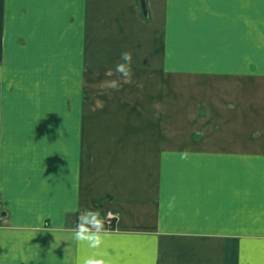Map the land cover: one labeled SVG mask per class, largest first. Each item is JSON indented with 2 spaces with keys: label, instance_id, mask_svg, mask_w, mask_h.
<instances>
[{
  "label": "crops",
  "instance_id": "0c3cea01",
  "mask_svg": "<svg viewBox=\"0 0 264 264\" xmlns=\"http://www.w3.org/2000/svg\"><path fill=\"white\" fill-rule=\"evenodd\" d=\"M0 264H264V0H0Z\"/></svg>",
  "mask_w": 264,
  "mask_h": 264
},
{
  "label": "built area",
  "instance_id": "2783aa9c",
  "mask_svg": "<svg viewBox=\"0 0 264 264\" xmlns=\"http://www.w3.org/2000/svg\"><path fill=\"white\" fill-rule=\"evenodd\" d=\"M117 218V214L110 210L103 217L98 219L96 223L104 229H113L116 226Z\"/></svg>",
  "mask_w": 264,
  "mask_h": 264
},
{
  "label": "rangeland",
  "instance_id": "374dc122",
  "mask_svg": "<svg viewBox=\"0 0 264 264\" xmlns=\"http://www.w3.org/2000/svg\"><path fill=\"white\" fill-rule=\"evenodd\" d=\"M107 212H108V211H106L104 214H106ZM115 213H116V212H115ZM103 216H104V215H103ZM103 216H102V217H103ZM100 218H101V217H94V216H93L91 219H95L94 221H95V223H96L97 220L100 219ZM97 224H98V223H97Z\"/></svg>",
  "mask_w": 264,
  "mask_h": 264
},
{
  "label": "water",
  "instance_id": "95a60500",
  "mask_svg": "<svg viewBox=\"0 0 264 264\" xmlns=\"http://www.w3.org/2000/svg\"><path fill=\"white\" fill-rule=\"evenodd\" d=\"M143 1H144V0H143ZM142 5H143V6H142V7H143V9H144V10H146V5H145V3H144V2L142 3Z\"/></svg>",
  "mask_w": 264,
  "mask_h": 264
}]
</instances>
